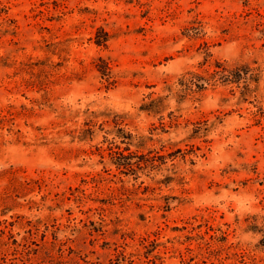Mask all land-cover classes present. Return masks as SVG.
<instances>
[{"label": "rangeland", "instance_id": "rangeland-1", "mask_svg": "<svg viewBox=\"0 0 264 264\" xmlns=\"http://www.w3.org/2000/svg\"><path fill=\"white\" fill-rule=\"evenodd\" d=\"M148 249L264 264V0H0V264Z\"/></svg>", "mask_w": 264, "mask_h": 264}, {"label": "trees", "instance_id": "trees-1", "mask_svg": "<svg viewBox=\"0 0 264 264\" xmlns=\"http://www.w3.org/2000/svg\"><path fill=\"white\" fill-rule=\"evenodd\" d=\"M215 71L212 73L214 80H223V81H231V82H240L243 80V75L246 73L248 74L249 67L246 65L240 67H229L225 62L216 61L215 62ZM213 78H205L200 73L196 71H188L179 81L180 85L183 86V89L188 88L189 90H198L201 91L205 88V84L208 83L207 81H211ZM167 89L172 92L174 88L172 85L167 87ZM162 98L159 99H151L143 103L140 107L141 110L145 111H155L159 112L160 110V102ZM124 150H127V154H123L122 151H113V155L116 153H122L123 161H118L117 155L113 157L115 164L118 166L119 169H130L135 166V163L132 161V153L129 145L125 147ZM112 155V156H113ZM151 249L145 251V256L148 258L145 263L142 264H169L166 263L164 260L161 259L160 255H154L153 258L149 257ZM137 254L130 253L126 254L124 251H120L115 258L111 259V264H135L136 259L134 256ZM159 260V261H158Z\"/></svg>", "mask_w": 264, "mask_h": 264}]
</instances>
